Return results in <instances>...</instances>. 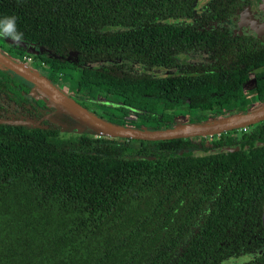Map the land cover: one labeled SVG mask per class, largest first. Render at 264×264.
<instances>
[{"label": "flooded vegetation", "instance_id": "1", "mask_svg": "<svg viewBox=\"0 0 264 264\" xmlns=\"http://www.w3.org/2000/svg\"><path fill=\"white\" fill-rule=\"evenodd\" d=\"M160 4V12L143 15L146 22L89 30L92 35L81 37L77 49L23 35L19 41L0 38V50L38 70L91 113L132 129L240 115L264 100V71H257L264 68V0ZM0 118L28 121L5 124L41 129L77 148L102 142L113 160L175 162L174 174L164 167L163 174L152 176L180 181V192L163 191L162 220L154 226L162 235L137 239L159 252L135 254L144 262L132 264H264V188L258 182L242 186L236 164L243 157L230 156L264 145L254 144L253 125L162 140L104 134L42 97L28 78L1 67ZM179 226L185 236L166 235Z\"/></svg>", "mask_w": 264, "mask_h": 264}, {"label": "trees", "instance_id": "2", "mask_svg": "<svg viewBox=\"0 0 264 264\" xmlns=\"http://www.w3.org/2000/svg\"><path fill=\"white\" fill-rule=\"evenodd\" d=\"M163 1L0 0V15L14 14L28 38L77 49L89 30L146 22L143 15L160 12ZM253 127L254 144L264 142V121ZM110 152L102 142L77 148L41 129L0 123V264H132L144 262L135 254L159 252L137 239L162 235L154 226L162 220L163 191L180 192V181L152 176L164 167L174 174L175 162L113 160ZM230 156L243 157L236 164L242 186L258 182L264 188V145ZM186 234L179 226L166 235Z\"/></svg>", "mask_w": 264, "mask_h": 264}, {"label": "water", "instance_id": "3", "mask_svg": "<svg viewBox=\"0 0 264 264\" xmlns=\"http://www.w3.org/2000/svg\"><path fill=\"white\" fill-rule=\"evenodd\" d=\"M112 30L114 27H108ZM0 67L11 69L14 72L23 75L36 84L37 92L49 100H53L60 104L61 108L74 116L84 126L94 129L104 134L114 136H128L134 138L162 140L196 133H206L209 131H217L221 129H229L237 126H250L264 120V100L258 105L251 108L248 112L240 115H232L221 119H208L198 123L188 125H177L175 127L158 130L148 129H132L127 126L116 125L110 123L99 116L91 113L83 106L77 104L74 100L65 95L58 87L53 85L49 79L43 76L38 70L28 66L20 59L3 53L0 50ZM0 123H21L27 124L25 120L0 118ZM264 221V208H263Z\"/></svg>", "mask_w": 264, "mask_h": 264}, {"label": "clouds", "instance_id": "4", "mask_svg": "<svg viewBox=\"0 0 264 264\" xmlns=\"http://www.w3.org/2000/svg\"><path fill=\"white\" fill-rule=\"evenodd\" d=\"M0 38H11L19 41L23 38V32L17 27V17L14 14L0 15ZM257 71H264L258 68Z\"/></svg>", "mask_w": 264, "mask_h": 264}]
</instances>
